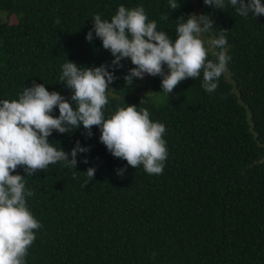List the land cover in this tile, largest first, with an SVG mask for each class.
Returning a JSON list of instances; mask_svg holds the SVG:
<instances>
[{"label":"trees","instance_id":"trees-1","mask_svg":"<svg viewBox=\"0 0 264 264\" xmlns=\"http://www.w3.org/2000/svg\"><path fill=\"white\" fill-rule=\"evenodd\" d=\"M177 2L171 10L169 0H0V101L18 100L34 82L68 99L62 65L111 63L95 32L91 42L85 37L95 14L110 22L120 5L143 6L173 41L177 17L186 19L197 6L214 22L204 37L223 31L230 57L211 93L202 87V71L166 94L160 76L125 84L130 59L108 69L115 79L105 117L133 104L162 123L163 172L150 175L142 164L133 168L113 157L97 126L90 137L82 125L71 133L53 130L47 139L57 148L68 153L79 141L89 151L77 153L75 168L58 161L24 176L33 192L27 206L41 224L25 264H264V15L241 16L229 0L224 9ZM207 59L215 60L211 50ZM148 85L155 96L143 92ZM51 114L58 116V108ZM89 167L96 169L93 179ZM17 173L24 175L23 167Z\"/></svg>","mask_w":264,"mask_h":264},{"label":"clouds","instance_id":"clouds-1","mask_svg":"<svg viewBox=\"0 0 264 264\" xmlns=\"http://www.w3.org/2000/svg\"><path fill=\"white\" fill-rule=\"evenodd\" d=\"M203 2L213 8H225V0ZM229 3L241 16L264 15L261 0ZM169 7L177 9V0H169ZM177 20L180 22L173 41L165 31L157 30L156 21L148 20L143 6L127 9L120 5L110 22L95 14L85 38L91 42L95 32L113 57L109 65L85 67L67 60L62 65L60 81L71 90L68 99L34 82L24 88L18 100L0 101V264H25L28 247L35 239L34 230L41 228L26 203V196L33 192L26 189L24 176H32L58 161L75 168L77 153L89 151L79 141L68 153L57 148L47 139L53 130L71 133L82 125L90 137L92 127L97 126L100 142L113 157L125 160L133 168L142 164L150 175L162 174L167 157L165 126L151 120L146 108L137 110L133 104L116 108L107 118L104 108L109 85L115 79L114 71L108 69L122 67L124 59L134 65L123 76L125 84H133V78L143 79L145 74L160 76L162 91L168 94L183 80L200 77L202 71L203 89L208 93L217 89L230 59L223 31L218 38L208 40L211 49H206L203 37L214 23L210 16L189 13L186 19ZM217 48L220 51H215ZM210 50L215 60L207 59ZM54 108H58V116L51 114ZM82 162L87 164V158ZM18 166L23 167L24 175L13 174ZM95 170H86L89 179H93ZM124 172L123 168L117 169L121 178Z\"/></svg>","mask_w":264,"mask_h":264},{"label":"rangeland","instance_id":"rangeland-1","mask_svg":"<svg viewBox=\"0 0 264 264\" xmlns=\"http://www.w3.org/2000/svg\"><path fill=\"white\" fill-rule=\"evenodd\" d=\"M195 1V3H196V0H194ZM195 12H194V14H197V15H199V12H200V9L196 6V10H194ZM10 22H14V18L13 17H11L10 18ZM203 39L205 40V44L206 45H209L208 44V40H210L209 38H206V37H203ZM165 72H167V68H165ZM147 76L148 75H144V78H147ZM143 78V79H144ZM144 93L145 92H147V93H149V94H146V95H150V96H155L156 95V93L153 91V88H152V86L151 85H148V87L143 91ZM158 95V94H157ZM158 97V96H157Z\"/></svg>","mask_w":264,"mask_h":264}]
</instances>
